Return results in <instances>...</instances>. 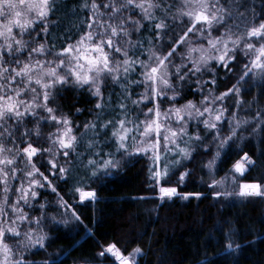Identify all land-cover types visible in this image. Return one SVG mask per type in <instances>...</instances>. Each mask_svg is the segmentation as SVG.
<instances>
[{"label": "snow or ice", "instance_id": "6c2138e0", "mask_svg": "<svg viewBox=\"0 0 264 264\" xmlns=\"http://www.w3.org/2000/svg\"><path fill=\"white\" fill-rule=\"evenodd\" d=\"M230 65L240 66L236 84L216 95L208 88L217 79L212 68L232 71ZM205 73L212 79L203 80ZM253 80L264 87V0H0V264H30L27 254L45 248L46 204L40 216L25 208L35 207L41 190L59 195L48 175L73 181V198L78 194L82 203L96 193L73 175L76 165L93 179L118 170L125 158L147 157L149 179L163 200L177 189L161 181L204 146L201 130L217 144L206 164L213 172L223 148L244 131L264 134V110L246 120L236 112L229 117L225 104L232 95L234 107H242L243 86ZM69 86L87 87L96 100V119L79 135L80 125L49 106ZM185 86L202 98L176 107ZM165 100L172 106L162 110ZM45 124L55 131L45 134ZM41 141L48 147L38 146ZM61 158L74 166L60 164ZM252 163L245 153L232 173L242 176ZM238 188L216 196H264L260 183ZM59 207L67 212L71 206L60 197ZM106 254L114 264H137L141 249L123 252L113 243L99 253Z\"/></svg>", "mask_w": 264, "mask_h": 264}, {"label": "trees", "instance_id": "16d2710c", "mask_svg": "<svg viewBox=\"0 0 264 264\" xmlns=\"http://www.w3.org/2000/svg\"><path fill=\"white\" fill-rule=\"evenodd\" d=\"M77 2L68 0L69 5ZM62 30L63 25L58 31ZM230 67L232 71L212 68L217 79L215 86L209 85L208 88L216 95L236 84L240 66ZM202 79L211 80L212 76L205 73ZM243 87L246 91L239 97L242 107H234L237 97L232 95L225 104L229 106V117L236 112L240 119L252 120L257 110H264V95L261 94L264 87L255 80ZM109 90L105 89V94ZM207 93L206 88L204 94ZM201 98L185 86L175 106L179 107L188 100L199 103ZM95 103L87 87L69 86L61 89L49 106L57 109L58 116H66L73 124L80 125L76 129L79 135L86 122L96 119ZM151 106L149 103L148 107ZM171 106L165 100L161 109ZM224 128L223 134L227 135V123ZM42 130L47 134L54 132L55 127L45 124ZM200 134L205 137L204 146L196 147L190 159L172 167L169 175L161 181L164 186L177 189L176 196L163 200L158 186L149 179L150 161L147 157L125 158L118 170L93 179L85 177V170L76 165L73 175L83 178L86 190L96 193L94 200L82 203L78 194L73 198V181L64 183L41 168L59 195L50 189L41 190L35 207L31 210L25 208L30 215L40 216V205L46 204L44 211L47 215L43 228L47 234L45 248L33 249L27 254V260L30 264H114L110 254L101 257L99 253L115 243L123 252L141 249L137 264H264V196H216L224 189L238 191L241 183L264 185V134L251 136L249 131H244L241 138L223 148L211 173L206 164L215 156L217 144L210 134L203 130ZM38 146L47 148L48 144L41 141ZM104 150L113 149L105 146ZM78 151H84V146L81 145ZM245 153L253 163L243 176H237L232 173V166ZM47 158L45 156V160ZM117 158H120L119 153ZM59 163L73 167L75 161L66 162L61 158ZM184 172L188 175L181 181L179 177ZM213 180L225 181L224 188L211 187ZM60 197L71 206L67 212L59 207ZM73 212L79 219L72 216ZM229 243L232 244L231 250Z\"/></svg>", "mask_w": 264, "mask_h": 264}, {"label": "rangeland", "instance_id": "374dc122", "mask_svg": "<svg viewBox=\"0 0 264 264\" xmlns=\"http://www.w3.org/2000/svg\"><path fill=\"white\" fill-rule=\"evenodd\" d=\"M237 161H235L234 162V164L236 163ZM233 164V165H234ZM246 167H247V171H248V169H249V165H246ZM232 168H233V166H232ZM237 176H240L239 174H236ZM246 183H251V182H246ZM242 184V183H241ZM177 195V193L174 195V196H176ZM252 197H257V196H252Z\"/></svg>", "mask_w": 264, "mask_h": 264}, {"label": "water", "instance_id": "95a60500", "mask_svg": "<svg viewBox=\"0 0 264 264\" xmlns=\"http://www.w3.org/2000/svg\"><path fill=\"white\" fill-rule=\"evenodd\" d=\"M245 172H246V171H245ZM244 174H245V173H244ZM244 174H243V175H244ZM243 175H242V176H243ZM240 176H241V175H240Z\"/></svg>", "mask_w": 264, "mask_h": 264}]
</instances>
